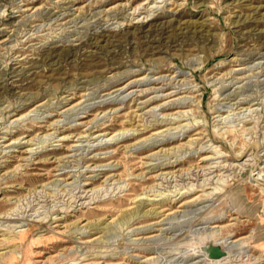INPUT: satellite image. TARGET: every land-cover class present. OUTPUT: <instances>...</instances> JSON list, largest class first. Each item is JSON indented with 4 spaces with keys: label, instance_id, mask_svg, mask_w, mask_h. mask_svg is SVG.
Instances as JSON below:
<instances>
[{
    "label": "rangeland",
    "instance_id": "374dc122",
    "mask_svg": "<svg viewBox=\"0 0 264 264\" xmlns=\"http://www.w3.org/2000/svg\"><path fill=\"white\" fill-rule=\"evenodd\" d=\"M263 57L264 0H0V264H264Z\"/></svg>",
    "mask_w": 264,
    "mask_h": 264
},
{
    "label": "bare ground",
    "instance_id": "6f19581e",
    "mask_svg": "<svg viewBox=\"0 0 264 264\" xmlns=\"http://www.w3.org/2000/svg\"><path fill=\"white\" fill-rule=\"evenodd\" d=\"M244 24H246V23H244ZM161 28H162V27H161ZM157 29H158V28H157ZM197 30H198V29H197ZM157 31H158V30H157ZM188 31H189V30H188ZM163 32H164V31H163ZM189 32H190V31H189ZM194 32H195V31H194ZM197 32H198V31H197ZM161 33H162V32H161ZM155 34H156V33H155ZM155 34H154V35H155ZM157 34H158V32H157ZM158 35H160V34H158ZM150 38H151V37H150ZM153 38L155 39V37H153ZM162 38H163V37H162ZM180 38H181V37H180ZM159 39H160V38H159ZM159 39H158V40H159ZM175 41H176V40H175ZM151 46H152V45H151ZM152 47H153V46H152ZM261 53H262V52H261ZM64 55H65L66 57L69 56V55H70V51H69L68 53L64 54ZM64 55H63V56H64ZM263 59H264V57H263ZM133 84H134V83H133ZM109 95H110V94H109ZM96 119H97V118H96ZM141 178H142V177H141ZM136 199H137V198H136ZM156 211H157V210H156ZM216 228H217V227H216ZM214 233H215V232H214ZM214 233H212V235H213ZM217 235H219V234L217 233ZM213 236L215 237V235H213ZM210 237H212V236L210 235ZM210 237H209V238H210ZM143 239H144V238H143ZM207 239H208V237H207ZM211 239H212V238H211ZM215 239H216V238H215ZM222 239H223V238H222ZM226 239H227V238H226ZM226 239H225V240H226ZM242 239H243V238L234 239V240H231L230 242H228V241L226 240L225 243H223L224 241H221V238H220V239L218 238V240H214V239H213L214 241H216V244H220L221 242H222V244H224L223 247L228 251V256H227L226 258L221 259V260H212V259H209L207 253H203V252L201 251V252L203 253L202 255L200 254V255L202 256V258H203L202 260H203V261H206V260H207V261H209V263H211V264H216V263H228V262H230V260H231V258H232V257H231V247H230V245H232V244L234 245L235 243H237L238 241H240V240H242ZM149 242H150V241H149ZM204 244H205V243H204ZM237 244H238V243H237ZM237 244H236V245H237ZM238 245H239V244H238ZM238 245H237V248L240 246V245H239V246H238ZM234 246H235V245H234ZM245 246H246V245H245ZM245 246H243V247H245ZM239 249H240V248H239ZM237 250H238V249H237ZM238 251H239V250H238ZM233 252H234V251H233ZM234 254H236V253H234ZM196 256H197V255H196ZM234 256H235V255H234ZM260 256H261V255H260ZM262 257H263V256H262ZM147 259H148V258H147ZM252 259H253V258H252ZM252 259H251V260H252ZM257 259H258V261L260 260V262H261V261L263 262V260H264V259L261 260L260 257H255V260H257ZM207 261H206V262H207ZM236 261H237V260H236ZM195 263H197V261H196ZM199 263H200V262H199ZM209 263H208V264H209ZM250 263H251V262H250ZM238 264H239V263H238ZM251 264H254V262H252Z\"/></svg>",
    "mask_w": 264,
    "mask_h": 264
},
{
    "label": "water",
    "instance_id": "95a60500",
    "mask_svg": "<svg viewBox=\"0 0 264 264\" xmlns=\"http://www.w3.org/2000/svg\"><path fill=\"white\" fill-rule=\"evenodd\" d=\"M201 250L207 253L209 259L212 260H221L228 256V251L223 246L216 244L204 246Z\"/></svg>",
    "mask_w": 264,
    "mask_h": 264
}]
</instances>
